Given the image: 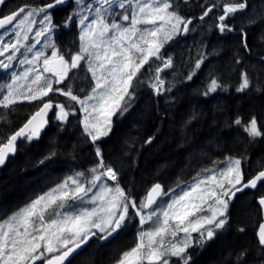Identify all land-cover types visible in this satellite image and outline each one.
<instances>
[{"label":"snow or ice","instance_id":"6c2138e0","mask_svg":"<svg viewBox=\"0 0 264 264\" xmlns=\"http://www.w3.org/2000/svg\"><path fill=\"white\" fill-rule=\"evenodd\" d=\"M259 4L256 11L251 0H213L201 6L198 20L215 17L213 28L221 36L238 32L243 52L253 59L246 29L264 25V0ZM6 6L7 0H0V7ZM61 7L69 11L58 22L55 13ZM237 14L244 17V23H235ZM196 19L181 14L176 0H33L0 13V70L12 69L10 82L0 85V116L25 103L34 107L0 141V166L16 154L18 141H40L53 124L63 133L61 141L75 139L76 143L51 140L35 165L65 163L63 156L75 160L83 151L81 144L92 156L91 167L71 171L0 220V264H71L69 257L94 237L108 240L129 224L138 225V242L115 264H191L190 248L202 247L232 227L229 209L237 194L264 188V168L246 175L244 157H226L223 169H204L192 182L178 181L175 188L155 182L138 198L127 184L121 186L116 161L105 157L103 144L113 132L114 118L134 107L141 87L167 104L175 103L176 83L167 81L174 61L161 50L176 36L194 31ZM73 24L78 29L77 42L67 49L57 46L58 30ZM30 35L34 42L29 45ZM42 40L43 47L33 51ZM259 40L264 42V29ZM206 47L201 42L182 83H191L206 61L211 63L212 52L205 51ZM21 48L31 52V58ZM255 59L258 68L239 55L232 57L237 93L264 95V54ZM15 65L24 66L23 71L17 72ZM74 70H86L88 90L73 87ZM227 87L224 77L210 72L198 92L214 98ZM201 118L203 113H190L185 127ZM231 123L250 140L264 137V116H235ZM73 127L78 136L69 134ZM154 139L148 137L144 143ZM255 212L254 245L226 253L221 264H252L254 260L264 264V192L255 197ZM237 230L245 232L244 227Z\"/></svg>","mask_w":264,"mask_h":264},{"label":"trees","instance_id":"16d2710c","mask_svg":"<svg viewBox=\"0 0 264 264\" xmlns=\"http://www.w3.org/2000/svg\"><path fill=\"white\" fill-rule=\"evenodd\" d=\"M32 2L7 0V6L3 7L1 13ZM212 2L190 0L185 4L184 0H176L181 14L197 19L194 20V31H190L187 36H176L161 50L163 55L172 56L174 61V69L169 71L167 81L176 83L172 92L175 103L167 104L163 98L154 97L149 89L141 87L134 107L123 117L114 118L113 132L103 144L106 159L116 161L114 166L121 170V186L127 184L138 198H142L155 182L162 183L166 189L175 188L178 181L182 184L190 183L198 173L226 160V157H244L242 167L246 175L264 168V137L250 140L238 126L231 123L235 116L245 119L249 115L258 118L264 116V95L237 93L235 86L238 76L232 70L234 55L259 67L255 58L264 54V42L259 40L264 25L246 29L254 57L249 59L248 54L242 50L238 32L221 36L213 28L215 17L198 20L201 6ZM216 2L220 3L221 0ZM251 3L256 11L260 10L259 0H251ZM68 11V8H58L56 20L62 22ZM235 23H244V17L237 14ZM77 37L75 24L68 28L62 26L55 35V42L57 46L67 49L74 46ZM201 42L207 46L205 51L212 52L211 63L206 61L207 66L202 67L191 83H182L181 78L191 70ZM11 70H0V84ZM210 72L224 77L228 87L226 91L214 94V98H205L199 94L198 89L207 81ZM72 83L74 88L88 90L86 70L75 71ZM33 111V105L25 103L18 105L11 114L0 116V141L9 136ZM194 111L203 113V118L185 127V120ZM71 133L79 135L75 127ZM61 135L63 133H59L53 124L45 130L40 141L31 144L18 141L16 154L0 167V220L49 190L55 182L71 174V171L91 167V152L83 144L80 145L83 151L78 152L75 160L63 156L61 159L65 163L35 165L51 140L55 139L62 144L76 143L75 139L61 141ZM151 136L155 139L151 144H145L144 141ZM260 192H264V188L246 189L237 194L229 209L232 227L202 247L190 248L191 264H221V258L226 253L241 246L254 245L255 197ZM239 227H244L245 232H239ZM137 233L138 225L129 224L108 240L94 237L71 260V264H115V260L124 251L136 245ZM252 264H256V261Z\"/></svg>","mask_w":264,"mask_h":264},{"label":"rangeland","instance_id":"374dc122","mask_svg":"<svg viewBox=\"0 0 264 264\" xmlns=\"http://www.w3.org/2000/svg\"><path fill=\"white\" fill-rule=\"evenodd\" d=\"M141 27H145V26H141ZM54 39H55V37H54ZM33 42H34V41H33V37L30 35V36H29V40H28L26 43L30 45V44H32ZM44 43H45V42L42 40V41H41V44H38V45L36 46V49H34L33 51L38 50V49H41V48L43 47V44H44ZM48 51L50 52V50H48ZM21 52H22V53H25L26 55H28L29 58H31L32 53H31V52H26V51H25V48H21ZM20 58L22 59L23 56H21ZM14 68H15V70H16L17 72H22L24 66L15 65ZM5 71H6V70H5ZM74 71H76V70H74ZM11 74H12V70L9 71V72L7 73V76L5 77V80H4L0 85L4 84L5 82H10V76H11ZM214 166L223 169V168H225V167L227 166V160L221 161V162L215 164ZM214 166H212L211 168H213ZM183 184H186V183H183ZM23 207H24V206H23ZM21 208H22V207H21ZM18 210H19V209H18ZM18 210H17V211H18ZM151 226H155V225H151ZM149 227H150L149 224L144 225V228H145V229H148Z\"/></svg>","mask_w":264,"mask_h":264},{"label":"water","instance_id":"95a60500","mask_svg":"<svg viewBox=\"0 0 264 264\" xmlns=\"http://www.w3.org/2000/svg\"><path fill=\"white\" fill-rule=\"evenodd\" d=\"M61 8H66V7H61ZM17 143H18V142H17ZM12 156H13V155H9L8 159H9L10 157H12ZM0 167H1V166H0ZM90 241H91V240H90ZM90 241L88 242V244L90 243ZM103 241H105V240H103ZM88 244H87V245H88ZM87 245H85V246H83L81 249H79V250L77 251V253H74L72 257H69V259L72 260L76 255H78L81 251H83V250L86 248Z\"/></svg>","mask_w":264,"mask_h":264},{"label":"flooded vegetation","instance_id":"af4514ba","mask_svg":"<svg viewBox=\"0 0 264 264\" xmlns=\"http://www.w3.org/2000/svg\"><path fill=\"white\" fill-rule=\"evenodd\" d=\"M2 10H3V7H0V13H1Z\"/></svg>","mask_w":264,"mask_h":264}]
</instances>
